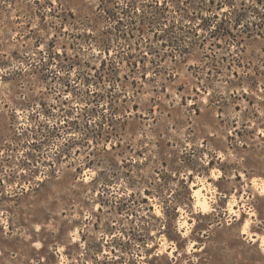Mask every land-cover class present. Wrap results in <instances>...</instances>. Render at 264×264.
Listing matches in <instances>:
<instances>
[{
  "label": "rangeland",
  "instance_id": "rangeland-1",
  "mask_svg": "<svg viewBox=\"0 0 264 264\" xmlns=\"http://www.w3.org/2000/svg\"><path fill=\"white\" fill-rule=\"evenodd\" d=\"M262 236L264 0H0V264H264Z\"/></svg>",
  "mask_w": 264,
  "mask_h": 264
},
{
  "label": "bare ground",
  "instance_id": "bare-ground-1",
  "mask_svg": "<svg viewBox=\"0 0 264 264\" xmlns=\"http://www.w3.org/2000/svg\"><path fill=\"white\" fill-rule=\"evenodd\" d=\"M214 177H215V175H214ZM252 181L254 182L253 184L256 183L255 178H253ZM191 187H192L191 188L192 189V197H193V202H194L195 208H197L199 211H202V212H207V211L211 210L213 208L211 205V201L213 200V191H214V190H212V187L209 184L204 183L203 181H201L198 185L193 184ZM236 205H237L236 199H232V200H229L227 206H228V211L230 213L238 216L239 215V208L236 209ZM249 223H250V219L246 218L245 222L242 225V232L251 236L250 238L255 240L256 238L254 237V234L251 233V231L248 229L249 225H250ZM179 226L182 228H185V230H183L184 231L183 233L187 234L189 227H190V224L187 221V219L185 218V216H181V218L179 219ZM161 244L163 245V248L165 249L166 242L164 240H162ZM261 244L264 246V237L263 236L261 237ZM190 245H191V243H190ZM174 248H175L174 246L167 247L168 253H172L174 251Z\"/></svg>",
  "mask_w": 264,
  "mask_h": 264
}]
</instances>
